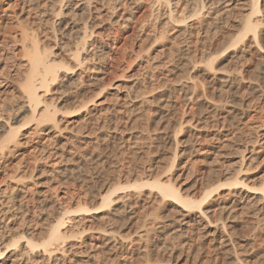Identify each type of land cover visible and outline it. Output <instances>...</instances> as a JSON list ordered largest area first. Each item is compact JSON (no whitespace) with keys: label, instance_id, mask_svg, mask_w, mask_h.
<instances>
[{"label":"rangeland","instance_id":"obj_1","mask_svg":"<svg viewBox=\"0 0 264 264\" xmlns=\"http://www.w3.org/2000/svg\"><path fill=\"white\" fill-rule=\"evenodd\" d=\"M75 1L76 2H82L83 1L87 5H88V1H90L89 3H91L93 1L91 3L92 5L89 4V7L91 6L93 11H94V7H95L94 5H96L97 7H101L102 5H103L102 7H104L106 5L107 8H109V10L106 7H104L105 11L108 10L106 13H105V11L103 12V14L105 13L104 18H106V16L108 15L107 13H110V10L113 8V5H114V3H112L113 2L112 0H108V1L103 0L104 2L102 0H92V1L86 0V2H85V0H74V1L72 0L69 3L70 6L68 5L67 7H65L63 9L64 10L63 12L69 13L71 10L70 8H72L71 6L75 3ZM95 1L96 2L102 1L101 3H103V4H101L99 2H97V3H99V4H97ZM153 1L152 0H136V1L135 0H123V1H120L121 7L118 9L119 11H116L115 16H118L119 14H120V16L121 15L123 16L125 14L124 17L128 16L130 18L129 21L127 20L128 23L126 21L122 22L121 20H119V16L113 17L114 19L110 17L109 20H108V18L110 15H108V18H106V19H104L102 17L103 19L100 22V24L98 25L97 29L96 28H94V29L96 32L100 33L98 36L101 37V39L104 40L102 42L107 45V46L105 45L106 51H110V53H108L109 57L107 56L105 59L106 61L104 60L105 65L103 62L101 64V62H99V61L95 62V60H93L91 58V54L93 52H95L96 49H93L88 45V48H87L88 52H86V56L88 57L89 60L87 63H85L86 66L82 69V72L81 71L77 72V74L80 72V75L82 78H79L78 76H77L78 78L76 76L73 77V79L76 78L75 82L73 81V79H72V81H69V83L71 82L72 85H70L71 84L70 83V84H65V86H63L62 83L60 84V82H59L58 83L59 85L56 84L57 86L56 85H53V87L51 86V88H49L51 91L49 90L50 92L49 91L47 92L46 99L50 105L52 104L56 108L58 118H62V123L60 124V126L64 130H62V132L59 133L60 135L58 133L47 132V131L44 133H39L38 136L36 138H34V140H33L34 143L32 141L29 142L28 144H26L22 148H20L15 154H12L11 156H9L7 158V160H5L6 163H4V164L7 165L6 172L8 173L10 179L8 178V175H7V177H6L7 179L5 180L4 184L3 185L0 184V202L1 201L4 202L6 200L5 203L7 202V205L9 206L8 208L10 210L6 209L5 207L1 208V206H0V216H1L0 219L2 220V221L0 220L1 221L0 222V231L2 230L4 232L3 229H5V227H6L7 231L11 230L9 237L4 241V243L1 245V248H0V249H2V252H4L3 256L1 258L2 259H8L7 262H5V264H27L26 260L22 259L23 257L20 256L22 253H24L26 251H32L33 250L34 252H36L39 255L42 254L43 249L39 245L47 240L48 227L54 225V223L51 221H52L53 212L57 209L56 203L55 204L53 203L55 205L54 206V205H51L52 203H48V201L45 202V199H46L45 193L46 192L47 193L50 192L49 194H51V195L53 194L52 198H54V200H57L59 198L58 200L63 202L64 199L63 200L61 199V197L63 195L62 193L64 191V188L68 189L70 191L69 194L71 197L69 196L70 199L68 198L67 200L69 201V203L71 200L72 203L68 204V201L67 202L64 201V203L66 202V204L63 203L62 205H65L64 207L68 208V210L71 209L70 211L77 209L78 206L83 207V206H85L84 204H87V203H88L87 205H90V203L92 201L91 198H93V196H95V195H92L94 193H92L90 191L91 192V194H90V192H88L87 190H85V191L88 193H84V189H83L84 187L77 184V183H80L83 185V183L77 182L74 179H79V177H80L79 180L82 181L83 175H85V177H86L88 174L90 175V173H91L90 177L95 176L97 173H99L101 175V172L105 173V171H108V169H107L108 166H109V169L111 170L115 163H117V165H119V166L121 164L122 165L124 164L123 166L125 167L126 172L124 173V177L121 179V181H117L118 180L117 178H119L117 176V175H119L118 173L115 174L117 177L115 175L113 176L114 180L112 179L111 182L113 181V183H115V184L112 183L114 185V187L116 186L117 182L118 183L121 182L120 184L117 183V186L120 185L121 187L123 185L128 186V184H132V183H134V181L136 182L137 179H138L137 182H139L140 181L139 179L142 178V176H141L142 172H144V173L145 172H147V173L151 172L153 175L152 178H155V179L158 177L163 178L165 175L169 174L168 170H169V167L171 165V160H172L171 154L174 152V150L176 148L180 152L179 153L180 156H179V158L176 159L177 161H175V165L173 167L172 173L175 175V181H176V184H178L177 187L179 189L180 195L183 198H188V199L194 198V199H196L197 198V194H196L197 190H200V188H202V186L204 188L206 185H209L212 181L218 179V177L221 175V173L225 174V176H223L222 181H220V183L224 184L226 182H231L232 179L235 178L234 176H236V178H238L241 182V184H239L236 187H230L231 189L227 186H222L221 190L220 189L218 190V192H219V193L217 192L218 196L214 197V200H213L214 202H212L211 205H209L210 208L208 209V212H207L208 221L210 222L209 225L206 224L205 219L200 218V215L198 214L197 211H193L192 214L189 215V217L181 216L180 215L181 212L178 213L179 211H181V208H179V204L177 205V203L173 202V201H168L169 203H167V201L161 202V204L163 203L162 206L164 208L160 205V202H159V205L158 204L156 205L158 207L160 206V208L157 207V209H153L154 207H152V209L146 207V208H148L146 210L145 207L144 208L142 207L143 209L141 207H138L137 208L138 211L135 210L137 214L135 213L136 215L133 216L132 219H130L131 223L133 222L134 225L136 224L135 225L136 228H138L139 226L142 227L143 226L142 224L148 225L149 222H152L153 218L156 219V222L159 223V225H162L164 223H165L164 225H167L164 227L163 231L155 232V235H154L155 237L153 236L151 238L154 241H152L148 246L150 248L149 249V251H150L149 255H145V253H143L145 249H143L142 247H141L142 248L141 249L139 246V248L137 247L139 250L137 248H134L133 251L130 252L129 256L125 257V260L123 257L120 258L121 260L120 259L115 260V259H112V257H110V255L108 253L95 255L96 252L98 253V250L96 251V250L92 249V250L88 251V250H85L84 248L80 247L81 249L80 248L74 249L75 250L74 253L76 256L75 255L72 256L74 253L71 252L69 254L71 257L68 255L66 257L67 259H65L63 262L61 259L59 260L57 258L58 261H56V264H109L110 262H111L110 264H145V263L147 264V262H149L148 264H212L214 262L213 260L215 259L213 257L214 256L213 245L215 246L218 243V242L211 243L213 236H215L217 238H219V237L223 238L225 236L229 237V239L231 240V243L236 245L237 248L239 247L237 249V251L239 252V255H240L239 257H240L241 262L239 261L238 264H264V89H263L264 80H262V78H263L262 72H264V67H262V65H264V63L263 62H262L263 64L261 63V61H263L261 59L264 58V54H262V53L260 54L258 52L256 53L252 49H246L245 50L246 52H244V54H243V53H240L239 51H236V50L233 51V49H234L233 47L231 48L232 50L229 48L226 51V57L223 59L222 63L220 64L222 66L219 65V67H222L223 70L222 69H220V70L225 71V68H226V74H227V71H228V73H229V71H232L229 73V74H232V78L235 74L241 75L240 73H242L243 75H241V78L242 79L245 78L244 80H246V81H243V83H245V84H241L242 86L239 85L240 86V88H239V86H236V83H235L236 81L233 79L232 80L230 79V81L233 84L231 82H229L230 84L226 83V88H222L223 89L222 94L220 91L214 92L217 96L214 95V93H212L214 96V98H212V99L214 100L216 97H218L217 99L220 101L219 103L222 107H223L222 102L226 101V103L224 102L225 108L223 107V111H222V107L220 105H219V109L214 111L213 114L210 111L209 112L207 111L208 113H211L212 115L207 114V112H206V110H210V109L206 108L204 105L201 106L203 103L200 101H202V99L205 98L202 94H201L202 95L201 98H200V96L198 97V99H197L198 101L196 100V98H197L196 96L194 97V100H193V99H191V97L193 98V96L190 95V99H191V100H189L190 102L187 99V97L189 98V96L185 97V95H183V94H185L184 93V90H185L184 89L185 88L184 83L188 79V76H190L189 78L191 79L195 73L194 69L192 68L193 59L190 57H189L190 59H188V61L190 60L192 62V64H191L192 66L190 65L191 66L190 67L189 65L188 66L183 65L184 67L186 66L187 70L183 69L184 68L183 66H180V68L181 67H183V68H181L180 71L178 70L179 72L178 73L176 72L177 73L176 75L174 73L173 74V76L175 75L174 77L172 76V74L169 75V77L172 79H170L169 77L166 78L164 76V74H166L165 72L162 75L160 73L156 72L157 77H159L158 79H156L158 81H156L155 79L154 80L152 79V82H151L148 79L149 82L146 83L147 84L146 86L143 84H140V83H135V79L137 77L138 78H139V76L142 77V75L145 74V72H142L143 70L145 71V69L142 68V69H140L141 71L139 70V72H138L139 75H137L136 77H133L135 79H132V81L128 85H125V88H123L124 85L123 86L120 85L122 89L119 87V89H118L119 91L115 90L116 92H114V89H113L114 85H118L122 81L121 75H123V73H125L126 70L128 71L130 69V67L132 69V68H134L135 65L137 66V63L139 62V60H138L139 58L137 57L138 59H135L134 56H137L136 52L141 51V50L144 51L145 48H148L149 45H148V42H146L147 40H145V39H147L145 34H147V33L149 34V31L151 33V31H153V30L155 31L158 29H159V32H160V30L161 31H164V30L167 31L168 30L167 34L165 33L166 31L164 32L165 34L163 32L160 33L161 35L159 34V32L157 33V31H156V34H158L159 37H163L162 36L163 34L165 36L170 35L172 37V38L170 36L166 37V40L169 38L168 39L169 42L168 41L165 42L166 40L164 41L165 36L162 38L163 40L158 38V40H156L157 43H155L156 45H154V46L152 45L153 46L152 48H154L155 50L152 49V51H150L151 49H149V52H151L150 55L153 59L152 60L150 57V61L154 62L153 64H157L159 60H160V62L158 64H160L161 61L163 62L165 60V58H166V60L164 62L168 63L167 61L170 60V58L168 56L169 53H170V56L173 55L175 57L173 59H176L177 57L180 56L178 54H181V53H182V55L184 54L185 46H190L192 44V38L191 37H188V35L186 36V34L182 35L183 33L181 34V33L177 32L176 29H179L177 27L178 25L176 26L175 24H170V25L168 24L170 27L167 25L163 26L164 25L163 21H165L164 15H162L163 11L160 12L159 11L160 8L159 7L157 8V4H154L155 2H153ZM167 1H169V3L172 5H174V4L177 5V3H179V5H181V6L183 5L182 7L187 6V13H186L185 17L186 16L188 17L189 15L194 14V10L192 11V9H195V5H193L194 0H192L193 2H191V0L190 1L189 0H167ZM243 1L244 0H242L241 3H239L237 1L238 2L237 3L235 0H231V3L233 2L235 4L234 9L237 8L236 5L238 4L237 6L240 8L239 10H241V14H242V11L245 12V10L247 8L245 6V3L242 4ZM51 2L53 3L55 1L54 0H52V1L51 0H34V1L33 0H29V1L28 0H0V82H1V85H0V115H6L7 116V114H11V113H9V108L14 105L13 103L18 102L19 97H21V95L19 94L20 93L19 92L20 83H21V81L23 82L24 76L28 71V64L26 63L27 59L25 57V50L23 49V46L25 47V49H26V47H28L26 50H28L30 48L29 47L30 40H31L33 34L34 35L38 34V36H39V37L37 36V39L39 41L38 44L41 46V48H43V49L47 48L48 50L53 52V54L55 55L57 63H59V64L63 63V65L67 64V66L70 65L69 64L70 63L69 58H68L69 49H73L75 47V45L77 44L76 43L77 42V40H76L77 31L76 30L78 28H75V29L72 28L73 31L70 30L69 28L75 24H76L75 25L76 27H77V25H78V27H80L82 24L86 23L88 15L90 16V14H89V11L87 10V12H86L85 9H84L85 13H83V10H77V11L72 10L73 13L71 14V16L69 15L70 16L69 18L68 17L65 18L66 21L63 20V22H61V25L58 26V29H57V27L55 28L52 25L50 27L49 22L53 19L52 17L54 16L52 14L53 13L52 11L57 10V8H58L57 7L58 3H55L53 6L51 4ZM180 2L181 3L184 2V3L180 4ZM129 3L131 5H134V6H130V8L128 9L126 7V5H128ZM233 3H232V7L234 6ZM40 4H42V5H40ZM37 5L39 7L41 6L42 8L37 7ZM241 5L242 6L244 5V7H242ZM43 6L44 7L46 6L45 9H47V11H46V14L43 13L44 17L42 18V17H40V15H42L41 11L43 10ZM51 7H53V8L51 9ZM38 9L40 10V14H39ZM239 10L238 9H237V11L233 10V15H237L238 19L240 18L239 15H241V14H239L240 12L238 13ZM234 11H235V14H234ZM55 12H57V11H55ZM153 12H155V13H153ZM75 13H77V14L75 15ZM92 13L94 14V12H92ZM111 13H112V10H111ZM246 13L247 12H245V14ZM160 14L162 15V17ZM182 14H184V13H181V15ZM233 15H229L226 18V20L230 16L234 17ZM72 16H75V17H73L74 19H71ZM46 17L49 18L50 21L48 19H45ZM156 17H157V19H156ZM231 17L228 20L229 23H227L228 21H226V32H227L226 35L229 33V30H230L229 28H231L232 25L234 26V24H235L234 21H237V20H235V17L234 18H231ZM38 18L43 19L45 22H40L41 23V25H40V23H38V20H39ZM117 19L119 20L118 21L119 24L114 21V20L117 21ZM191 19L193 20V18H191ZM191 19H187L188 21L185 22V24L187 23L186 27H188L189 25L191 26V24H192V23L190 24V22L192 21ZM72 20L75 22H78V23H75ZM112 20L114 21L113 22L114 24L112 23ZM52 21H51V23H52ZM91 22L89 21L87 23L89 25H91L92 24ZM45 23H47V24H45ZM96 23H98V22L96 21ZM122 23H123V25L121 26ZM161 24L163 26V29L157 28V27H161V26H158ZM69 25H71V26H69ZM154 25H156L157 27ZM171 25H172V27H171ZM150 26L154 29H152ZM164 27H167L168 29H166ZM51 28H54L53 31H55V32H53ZM74 30L76 31V34H75ZM71 31L73 33H71ZM172 33L175 34V36L177 35L176 36L177 41H178V37L181 36V37H179L180 42H177L175 40L176 38ZM24 34H27V36L25 37ZM230 34L232 35L233 33L231 32ZM231 35H229V36H231ZM235 35L236 34H234L233 36H235ZM44 37H47L48 39L44 40ZM183 37H187V38H183ZM231 38L233 39L234 37H231ZM172 39H174V40H172ZM181 39H183L184 41L183 40L181 41ZM160 40H161V42H160ZM186 40H189V41H186ZM158 41L160 43L164 42L163 43L164 48L165 47L168 48L169 45L172 44V41H174L175 43L177 42V44H179L180 46L175 44V43H173L172 46L176 45V47L178 46L177 47L178 49H181L182 47H183V49L181 50V52L179 50V53H178V51L175 50L177 55L174 54V52H175L174 50H171L169 48L163 49L162 52H165L166 54H168L167 55L169 58V60H168V58L165 56L166 54H163L160 51L161 48L158 49L159 48ZM90 42L91 41H89V43ZM182 42H183V44L181 45ZM146 43H147V45H146ZM187 43H189V44H187ZM263 43H264V40L260 45L262 46ZM143 44H145L146 47ZM50 47H51V49H50ZM141 47L142 48L145 47V48L140 49ZM262 47H264V46H262ZM166 49H167V51H166ZM158 50L160 51V54H159ZM168 50H169V52H168ZM247 50H248V52H247ZM171 51H173V54H171ZM231 52H233V53H231ZM238 52L240 53V55H238L239 54ZM140 53H142V51ZM234 53H236V54L232 55ZM254 53H255V55L253 56ZM160 55H162V56L160 57ZM247 56H248V59H247ZM234 57H238V59L234 58ZM160 58H162V60ZM243 58H245V59H243ZM173 59H171V60H173ZM136 60H137V62H136ZM232 60H233V62H232ZM100 64L103 65L105 68L107 67L106 69H109L108 70L109 72L107 73L108 74L107 75V79H108L107 84L109 85L111 83L112 86L110 85V87L112 89L110 87H107L106 88L107 92L105 90L103 91L104 93L101 92V95H103V96H101L97 90L95 91V93L93 91H92L93 93L92 92L88 93L90 95L91 94L95 95L97 93L96 97L94 99L95 104L90 106V109L92 110V112L94 111L93 113L97 114V116H98V117L96 116V118L99 120L98 121V123H99L98 128L99 129H98V128H96V126L93 128V126H94V124H92L93 121H91L92 123L90 121L86 122L89 125L84 124V121L82 122V119H83L82 115H84V114H82L80 116L76 115V117L75 116L72 117L74 114L73 115H67L65 113H66V111H68V112L72 111L75 108V105L77 106V101H79V100L83 101L84 99L87 98L88 95H86L87 93L84 94L85 91L83 92V89H84L83 87H85L84 85H86V83L90 82V80L93 77V74H96L95 70H96V68L101 66ZM167 66H169V65H167ZM86 67L89 68L90 70L86 69ZM90 67H92V68H90ZM94 67H95V70H94ZM258 68L260 70L262 68L263 69L259 72ZM84 69H85V71H84ZM183 70H184V72H183ZM140 72L144 73V74L140 75L141 74ZM180 72H182V73H180ZM109 74H110V76H109ZM252 74H253V77H252ZM82 75H84V76H82ZM254 75H256V76H254ZM117 76H119V77L117 78ZM261 76H262V78H261ZM120 77H121V79H120ZM163 77H165V79ZM251 77H252V80L254 81L255 84L251 80ZM161 78H163L162 81L165 80V82H167L170 86H173V88H175L174 90L172 88L173 91L170 90L171 93L170 92L166 93L165 94L166 96L165 95L159 96V94L161 93V90L163 88H165L167 85V84H165V82L162 83L161 81H159V80H161ZM241 78L239 76V79H241ZM109 79L111 82H109ZM166 79L167 80L170 79V82H172L171 80H173L174 83L172 82V84H171L168 82L169 80L166 81ZM248 80H251L252 82H249ZM154 81H156V82H154ZM175 81L177 82L176 85L178 84L177 86L175 85ZM256 81H258V84L256 83ZM153 82H154V85H152ZM157 82H158V84H157ZM180 82L181 83L184 82L183 85ZM2 83H3V85H2ZM155 83L158 86H159V83L161 84V86H163L164 84L165 85L163 87L159 86L162 89L157 87L156 89H158V88L159 89H158V91H156V90H154L155 86H157ZM248 83L250 86H248ZM133 84H134V87H133ZM136 84L138 85V87H140L139 89H137L138 87L136 86ZM179 84L183 87H181ZM61 85L63 87H60ZM149 85H150V88L148 87ZM169 85H167V86H169ZM126 86H127V88H126ZM128 86H130L131 90H130V88L128 89ZM66 87H67V89H66ZM135 87L138 91L137 93H136V90H133V89H135ZM152 87H154V89ZM178 87H181L182 91L179 90L181 88H178ZM234 87H236V88H234ZM254 87L256 88V91H255ZM145 88L147 90L143 91ZM151 88H152L153 94L156 96H154L153 94L148 96L149 97V104H151V105L153 104V106H154V104H155L154 102H158L161 104H162V102H164L163 104L165 106L163 105V107L164 108L166 107V108L162 109L163 112H162V110H160V112L158 110H154V109H152V107H150L151 105L146 104V106L143 109H145V110L150 109V110L148 112L146 111L144 113L145 110L141 109L142 106L137 105V102H138V104H140V96H143V94H144V96H146V91L148 92V90ZM257 88H259V89L257 90ZM250 89L253 91H251ZM108 90H110V91H108ZM139 90L143 91L144 93H141ZM152 91L149 90V92H151V93H152ZM154 91H156L157 93ZM178 91H180V92H178ZM249 91L253 92V93H250ZM82 92L84 95L82 94ZM129 92L130 93L133 92L132 95L134 94L133 98L135 101L132 99V95L130 96ZM225 92H226V94H225ZM260 92H262V93H260ZM113 93H115L116 95ZM125 93L126 94L129 93V96H127ZM117 94L120 96V99L117 96ZM135 94L136 95L138 94L137 96H139V98L135 99V97H136ZM169 94H171V95L173 94V95L169 96ZM212 94H209V96L207 98H211ZM147 95H148V93H147ZM74 97H76V98H74ZM123 97L126 98L127 101L125 99H123ZM127 97H128V99H127ZM219 97L223 101L220 100ZM129 98H131L133 102L130 101L131 99L129 100ZM158 98L159 99L163 98V99L159 100ZM164 98L166 100H164ZM199 98L201 100H199ZM104 99H105V101H104ZM154 99H155V101H154ZM156 99H157V101H156ZM217 99H216V101H218ZM121 100H123V103ZM167 100H169V101L167 102ZM186 100L188 102H186ZM207 100H210V99H207ZM116 101L118 102L117 104H116ZM150 101H151V103H150ZM152 101H153V103H152ZM113 103H114V105H113ZM121 103L124 105L123 108L120 107V106H122ZM195 103H196V106L199 108L198 110H196L197 112L195 111V109H197L195 106ZM134 104H136L137 107H141V108H137ZM168 104H169V106L167 107ZM125 105H127V107H125ZM132 105L134 106L135 110H134ZM128 106H131L132 108H130V107L128 108ZM237 106H239L240 109H238ZM112 107H113V109H112ZM230 107H232V108H230ZM236 107H237V110H236ZM114 108H115V110H114ZM126 108H128L129 110ZM220 108H221V110H220ZM117 109H119V110L122 109V110H125L124 112H127V111L128 112L127 113H124V112L121 113L122 114V116H121L120 115L121 110L119 111ZM139 109H141L143 112L140 111ZM201 109H202V111L198 112ZM131 110H133L132 111L133 113L131 112ZM219 110L222 112H220ZM240 110H242V111H240ZM243 110L245 111V113ZM117 111H118V113H117ZM231 111H233V112H231ZM237 111L240 113L241 112L244 113L243 116H240V118L242 117L241 119L237 115V113H238ZM149 112H150V114L148 115L147 113H149ZM153 112H154V114L155 113L158 114L156 119H158L159 117L161 119L159 118L160 120L155 119L154 121H150L149 119L152 116H154ZM158 112L160 114H162V116H159L160 114ZM202 112H205V113H202ZM215 112H216V115L220 113L219 115H217V116H219L218 118H216L217 116L215 115ZM130 113H132V114H130ZM142 113L146 114V116ZM151 113H152V116H150ZM193 113H195L194 116H193ZM197 113H202L203 115L202 114L199 115ZM233 113H235V114H233ZM183 114H186L185 116H188V117H186V118H188L187 120H189V118H190V120L192 119V121H190L189 124H187V125L185 124L189 129L188 130L189 132L187 131V133L185 132V134H183L182 131L180 132V129L182 126L180 125L181 127H179V125H178L180 122L178 120L180 119V117H183ZM205 114H206V116H205ZM209 115H211V116H209ZM235 115H237V116H235ZM105 116H106V118H104ZM108 116H110V118H108ZM142 116H144L146 118H143ZM201 116H203V117H201ZM213 116H214V118H213ZM140 117H142L143 119H140ZM107 118L109 120H107ZM202 118H203V120H202ZM232 118H234V119H232ZM23 119H25V118H23ZM135 119L137 121H135ZM146 119H148V120H146ZM80 120H81V122H80ZM195 120H197L198 123H196ZM64 121H66L68 124L66 125V122L63 123ZM147 121H149L148 124H147ZM155 121H157V122L155 123ZM72 122H74L75 124ZM76 123H77V125H76ZM151 123L153 125H149ZM194 123H195V125H194ZM84 125H85V127H84ZM185 125H183V127ZM191 125H192V127H190ZM65 126H67V127H65ZM101 126H102V130L100 128ZM122 126H123V128H122ZM14 127L19 129V134H21V133L23 134L26 132H30V130L33 128V123H27L25 120H22V122L15 123ZM82 127H84L85 130ZM178 128H180V129H178ZM79 129L80 130L83 129V130L80 131ZM95 129H96V131H94ZM119 129L121 131L122 130L124 131V135L127 134V137H131L130 140L126 143L125 148H124V146L119 145L120 142L117 139H114V138L113 139L112 138L107 139L108 136L109 137L112 136L111 134L113 131L118 132V131H120ZM125 129L127 130L126 132H125ZM177 129L179 130V132L177 131ZM66 130H68V131H66ZM70 130H71V132H69ZM72 130L73 131L75 130L74 132L77 134L72 132ZM89 130H91V131H89ZM190 130H191V132H190ZM78 131L80 132L81 135L79 134ZM100 131H102L104 134ZM84 132L85 133L89 132V133L93 134V136L92 135L90 136V134H89L90 138H95V135H98V136H96L97 138H99V136H100L101 139L99 138L97 140H101L102 146H100V148L98 147L99 150L95 149L94 153L97 155L103 154L101 157H107L108 158L105 163H102L104 165V167L100 166L101 163L98 160H95L96 158H94L93 161H89L90 166L88 165V162H87V164L85 165L86 169H84L83 170L84 172H83L81 169H83L85 167H82L81 164H77L76 166H73V165H71V164H73V162L68 160L67 156L69 158H71V155L78 156V154H80V152H82L81 146H83V145L81 144V142L84 139L83 136L86 135ZM130 132H132V134ZM177 132L179 133V135H177L178 138L176 137ZM108 134H110V135H108ZM133 134H134V136H133ZM103 135H105V136H103ZM106 135H107V137H106ZM185 135H187V136H185ZM172 136H175L174 139L176 138V140H177L176 143H178V144H175V140L173 139ZM186 137H188V138L186 139ZM163 138H165V139H163ZM169 138H171V139H169ZM104 139L105 140L107 139V140L105 142H103ZM161 139H162V141H161ZM172 139L174 140V143H173ZM38 140H39V142H38ZM80 140H81V142H80ZM109 140H111V141H109ZM93 141H94V139H93ZM115 141H117V143ZM159 142H160V144H158ZM196 142H197V144H196ZM65 143H67V144H65ZM105 143H106V145L109 143L110 147L108 145L106 146ZM191 143H193V144H191ZM103 144H104V146H103ZM113 144L115 145V147H111V145L113 146ZM38 145L44 146L45 151L42 152V151H39L37 149L34 151L33 148L35 146L37 147ZM65 147H66V149H63ZM102 148H103V150H101ZM68 149H70V150H68ZM93 149H94V144L90 146V148H89L90 152ZM104 149H106V150H104ZM134 151H135V153H134ZM65 152H66V154H65ZM67 152H72V154L71 153L68 154ZM73 153H75V155ZM48 154H50V155L47 157ZM104 155H106V156H104ZM108 155L112 159L109 158ZM241 156L243 157V162L241 161L242 163H240ZM45 157H47V158L45 159ZM115 157H116V160H115ZM34 159H37V160L34 162ZM126 159H127V161H126ZM110 160L112 163L110 162ZM69 161L71 163H69ZM108 161H109V164H108ZM114 161H115V163H114ZM117 161L119 162V164ZM66 162H68V163H66ZM92 163H93V166L91 165ZM96 163H98V164H96ZM1 164H2V162H0V166H1ZM96 165H97V167H96ZM87 166H89V167L92 166L93 167V168L91 167L92 171ZM94 166H95V168H94ZM68 167H70V168H68ZM74 167L76 168V170ZM101 167H102V169H101ZM105 167H106V169H105ZM23 168L28 170L27 172L25 171L26 175L29 174L28 176H30V175L34 176L32 179V180H34V183L32 180L27 181L28 179L26 178V176L20 172H18L20 174L18 175V177L15 178V180H11V177L13 178L16 175L13 172L14 171L17 172V169L20 171ZM103 168L105 169V171ZM55 169H57L58 171L57 170L55 171ZM70 169H71V171H70ZM88 169H89V171H88ZM52 170H53V172H51ZM72 170H73V172H72ZM77 170H79V172L82 171L80 173L81 174L83 173V174L81 175ZM85 170H86V172H88V174H84V173H86ZM31 171H32V173H31ZM60 171H62L64 175H62V172L60 173ZM127 172L129 174H132L134 176V178H132L131 180L128 181L126 176H128L129 174ZM72 173H73V175L75 173V176L77 175L76 176L77 178L72 176L71 175ZM77 173H79V174H77ZM56 174H57V176H56ZM218 174H219V176H218ZM237 174H239V175L237 176ZM68 175H69V178L66 177ZM0 176H2V175H0ZM23 176H25V178L27 180H23ZM58 176H60V178H58ZM135 176H136V179H135ZM216 176H218V177L216 178ZM188 177H190V178H188ZM18 178H20L19 180L25 181V183H23L20 186H17L18 184L16 181ZM207 182H208V184H207ZM10 187H15V190L14 191L11 190ZM26 187H29L30 189L28 188V190H27ZM129 191L125 190L124 192H129ZM24 192L26 193L25 196H23ZM12 197H14V198H12ZM15 197H16V199H15ZM21 197H23V198L26 197V198L23 199ZM7 198H9V199H7ZM11 198H12V200H11ZM8 202L9 203L11 202L10 205ZM76 203L78 205H76ZM249 203L250 204L252 203V205H249ZM253 203H255V204L253 205ZM67 204H68V206H67ZM247 205H248V207H247ZM70 206H71V208H70ZM206 207L207 206L202 207L203 210ZM4 209H6V210H4ZM3 210L5 212H8V213L5 214V212H4V214H2ZM7 210H9V211H7ZM101 215L102 214H100V216ZM156 215L159 217L155 218ZM3 217H5V218H3ZM154 219H153V221L155 223ZM157 219H159V220L157 221ZM65 220H68L67 217L63 221H65ZM160 220H161V222H159ZM174 220H176V221H174ZM125 221H129V220H125ZM68 222L69 221H65V225L68 224ZM152 223H150V224H152ZM107 224H109V223H107ZM120 224H122V223H120ZM91 225H92V227H95V228L103 226V224L97 220L96 221L94 220ZM166 227H168V228H166ZM214 229H216L217 235L214 234ZM159 230H161V229H159ZM171 230H174L175 233L173 232V234H172ZM5 232H6V230H5ZM163 232H165V233H163ZM124 234H127V231L126 232L124 231ZM160 235H162V236H160ZM87 237H88V235L83 236L82 239L80 238L81 239L80 241H85V240L87 241L88 240ZM156 239H157V241H156ZM26 240H31L33 243L37 244V247H34L32 250H30L29 248H25ZM68 240H70V238L66 240V243L68 242ZM70 242H71V244L75 243V241H73V242L69 241L68 245H70ZM76 242H78V241L76 240ZM154 243H155V245H154ZM151 244L153 245V247L157 248V251H155V249L152 247ZM62 245H65V244H62ZM79 249H80V252H79ZM152 249H153V252H155V253L152 252ZM142 250H143V252H142ZM149 251H148V253H149ZM229 252H231V251H229ZM226 253L227 254H225V253L220 254L221 256L219 258V263L220 264H230V261H231V264H234L232 262L233 259L232 260L228 259V258H230V256L228 255V252H226ZM99 255H101V256H99ZM224 255H226L225 257H227V258H225ZM148 256H149V258H148ZM106 259H107V262H106ZM108 259H112V260L109 261Z\"/></svg>","mask_w":264,"mask_h":264},{"label":"bare ground","instance_id":"obj_2","mask_svg":"<svg viewBox=\"0 0 264 264\" xmlns=\"http://www.w3.org/2000/svg\"><path fill=\"white\" fill-rule=\"evenodd\" d=\"M29 1V0H28ZM34 1V0H33ZM52 1V0H51ZM55 2H51V4L54 6V4L55 3H58V8H57V10H53L52 12V14L54 15H52L53 17V21H52V23H51V21H50V19L49 18H45V19H48L50 22H49V24H50V27H51V25L53 26V27H57V29H58V26L59 25H61V22H63V20H65L66 21V19L65 18H69L70 16H71V14L73 13L72 12V10L74 11H77V10H83V13H85L84 12V9L86 10V12H87V10L89 11V14H90V16L88 15V18H87V21H86V23H84V24H82L80 27H78V25H77V27L75 26V25H73V26H71V25H69V26H71L69 29L70 30H72V28L73 29H75V28H78L76 31H77V35H76V40H77V44L75 45V47L73 48V49H69V54H68V58H69V66H67V64H65V65H63V63L62 64H59V63H57L56 62V58H55V55L53 54V52H51L50 50H48L47 48L46 49H43V48H41V46L38 44L39 43V41H38V39H37V36H38V34H33L32 35V38H31V40H30V45H29V49L28 50H26L28 47H26V49H25V47L23 46V49L25 50V57H26V59H27V64H28V71H27V73L25 74V76H24V79H23V82L21 81V83H20V87H19V94L21 95V97H19V101L18 102H16V103H13L14 105L13 106H11L10 108H9V113H11V114H7V116L6 115H0V162H2V164H1V166H0V175H2V176H0V184H4V182H5V180L7 179L6 177H7V175H8V173L6 172V167H7V165H5L4 163H6V161L5 160H7V158L9 157V156H11L12 154H15L20 148H22L24 145H26V144H28L29 142H33V140H34V138H36L37 136H38V134L39 133H44V132H53V133H61L62 132V130H64L63 128H61V126H60V124L62 123V118H58V115H57V110H56V108L54 107V105H50L49 104V102L47 101V99H46V97H47V92L50 90L49 88H51V86L53 87V85H56V84H58L59 82H60V84L62 83V85L63 86H65V84H70L69 83V81H72V79H73V77H79V78H82L81 77V75H80V72L77 74V72L78 71H81L82 72V69L86 66L85 65V63H87L88 62V57L86 56V52H88L87 51V48H88V45L91 47V48H93V49H96L95 50V52H93L92 54H91V58L93 59V60H95V62L96 61H99V62H101V64H102V62L104 63L106 60V57L109 55L108 53H110V51H106V44H104L102 41H104V40H102L101 39V37H99L98 35L100 34V33H98V32H96L95 31V29L94 28H96L97 29V27H98V25L100 24V22L102 21V19L104 18V14L109 10V8H107V6L105 5L104 7H106L108 10H104V7H97L96 5H94L95 7H94V11L92 10V8H91V6L89 7V4L90 5H92L91 3L93 2L92 0V2L91 3H89L90 1H88V5L86 4V3H84L83 1L82 2H76L75 1V3L71 6L72 8H70L71 10H70V12L69 13H65V12H63L64 10V8L65 7H67L68 5H69V3L72 1V0H54ZM74 1V0H73ZM103 1V0H102ZM101 1V2H102ZM105 1V0H104ZM103 1V2H104ZM108 1V0H107ZM113 2L112 3H114V5H113V8L111 9L112 10V13H111V10H110V13H107L108 15H110L109 16V18H108V15L106 16V18H108V20L110 19V17L111 18H113V17H118L119 16V20H121L122 22H127V20L129 21L130 20V18L128 17V16H126V17H124V15L121 17L120 16V14L118 15V16H115V14H116V11H119L118 9L121 7L120 6V1H123V0H112ZM136 1V0H135ZM153 1V0H152ZM190 1V0H189ZM236 2L238 1L239 3H241V1L242 0H235ZM85 2H86V0H85ZM96 2V1H95ZM94 2V3H95ZM97 2H99V1H97ZM96 2V3H97ZM101 2H99V3H101ZM139 2V1H138ZM153 2H155L154 4H157V8L159 7L160 8V12L161 11H163L161 14L162 15H164V20L165 21H163V23H164V25L163 26H165V25H167V26H169L170 24H175L179 29H176L177 30V32L178 33H183L182 35H184V34H186V36L188 35V37H191L192 38V44L190 45V46H185V49H184V56L182 55V53L181 54H178V55H180L179 57H177L176 59H173V58H175L173 55L172 56H170V53H169V55L168 54H166L165 52H162L163 51V49H165V48H167V47H165L164 48V42L163 43H160L161 42V40H160V42L158 41V43H159V48L158 49H160L161 48V52L163 53V54H166L165 56L168 58V56H169V58H170V60H169V58H168V60L169 61H167L168 63H165L164 61L166 60V58H165V60L162 62L161 61V63L160 64H158L159 62H160V60L158 61V63L157 64H153L154 62H152V61H150V57H151V52H149V49H151L150 51H152V49H154V48H152L154 45H156L155 43H157V41L156 40H158V38L159 39H162L165 35V33L167 34V31L166 30H164V31H161L160 30V32H159V29L158 30H153V31H151V33H150V31H149V34L147 33V34H145V36L147 37V39H145V40H147L146 42H148V48H145L146 46H145V44H143L145 47H141L140 49H144L145 48V50L143 51V50H141L142 51V53H140L141 51H138V52H136V54H137V56H134L135 57V59H138L139 60V62L137 63V66L135 67L134 66V68H132L131 69V67H130V69L127 71L126 70V72L125 73H123V75H121V77H122V79H121V77H120V79L122 80L118 85H114V87H113V89H114V92H116V91H119L118 89H119V87L121 88V86L120 85H124L123 86V88H125V85H128L131 81H132V79H135V78H133V77H136L137 75H139L138 74V72H139V70L140 69H142V68H144L145 69V71L143 70L142 72H145V74L144 73H141L140 75H142V74H144V75H142V77L141 76H139V78L137 77L136 79H135V83H140V84H143V85H147L146 83L147 82H149V81H151L152 82V79L154 80H156V79H158L159 77H157V75H156V72L157 73H160L161 75L165 72L166 74H164V76L167 78V77H169V75H171L172 74V76H173V74L175 73V75L181 70V68H183L184 66L183 65H191L192 64V62L189 60L188 61V59H190V58H192L193 59V66L195 67H193L192 65V68L194 69V71H195V73H194V76L190 79L189 77L190 76H188V79L186 80V82L184 83V82H180L182 85H183V83L185 84L184 85V93L185 94H183V95H185V97H187V96H189V98L187 97V99H188V101L189 100H191V99H193L194 100V97L196 96L197 98H196V100L198 99V97L200 96V98L202 97V95L205 97L204 99H202V101H200V102H202L203 104L201 105V106H205L206 108H208V109H210V110H206V112L208 111H210L212 114H213V112L214 111H216V110H218L219 109V105H220V101L217 99L218 97H216L214 100L212 99V98H214V96H213V94L212 93H214V92H218V91H220L221 92V94H222V92H223V89L222 88H226V83H229V82H231L230 81V79L232 80H235L236 82V86H239V85H241V84H245V83H243V81H246V80H244V79H242L241 78V75H243L242 73H240L241 75H239V74H233L234 76H233V78H232V74H229L230 72H232V71H229V73H228V71H227V74H226V68H225V71H222L223 69H222V67H219V65L222 63V61H223V59L226 57V51L230 48H234L233 49V51H239L240 53H243L244 54V52H246L245 50L246 49H252V50H254L256 53L258 52V53H262V54H264V47H262V46H264L263 44H262V46L260 45L262 42H263V40H264V0H244L243 1V3L242 4H244L245 3V6L247 7L246 8V10H245V12H247L246 14H245V12L244 11H242V14H241V10H239L240 8L236 5V9H234V7H235V4H234V6L232 7V3H231V0H194V3H193V5H195V9H192V11L194 10V14H192V15H189L188 17L186 16L185 17V15H186V13H187V6H184V7H182L181 5H179V3H177V5H172V4H170L169 3V1H167V0H154ZM191 2H193L192 0H191ZM237 2V3H238ZM99 3H97V4H99ZM109 3V2H108ZM124 3V2H123ZM184 3V2H183ZM183 3H181L180 2V4H183ZM30 4V3H29ZM47 4V3H46ZM101 4H103V3H101ZM107 4V3H106ZM10 5V4H9ZM40 5H42V4H40ZM108 5V4H107ZM111 5V4H110ZM124 5V4H123ZM126 5V4H125ZM240 5V4H239ZM13 6V5H12ZM70 6V5H69ZM130 6H134V5H131L130 3L128 4V5H126V7L129 9L130 8ZM149 6V5H148ZM242 6V5H241ZM9 7V6H8ZM37 7H39L38 5H37ZM36 7V8H37ZM41 7V6H40ZM39 7V8H40ZM46 7V6H45ZM45 7L43 6V10L41 11L42 12V15H40V17H44V15H43V13H45L46 14V11H47V9H45ZM109 7V6H108ZM111 7V6H110ZM242 7H244V5L242 6ZM42 8V7H41ZM48 8V7H47ZM53 7H51V9H52ZM190 8V7H189ZM8 9V8H7ZM6 9V10H7ZM237 9L239 10L238 11V13L239 14H241V15H239V19H238V16L237 15H233V10H236L237 11ZM39 10V9H38ZM158 10V9H157ZM189 10V9H188ZM244 10V9H243ZM4 11V10H3ZM55 11H57V12H55ZM69 11V10H68ZM105 11V13L103 14V12ZM191 11V12H192ZM49 12V11H48ZM92 12H94V14L92 13ZM158 12V11H157ZM190 12V11H189ZM244 12V13H243ZM51 13V12H50ZM92 13V14H91ZM153 13H155V12H153ZM180 13V14H179ZM181 13H184V14H182L181 15ZM237 13V12H236ZM237 13V14H238ZM39 14H40V10H39ZM77 13H75V15H76ZM118 14V13H117ZM123 14V13H122ZM160 14V15H161ZM189 14V13H188ZM234 14H235V11H234ZM4 15V14H3ZM51 15V14H50ZM70 15V16H69ZM74 15V14H73ZM128 15V14H127ZM162 15H161V17H162ZM181 15V16H180ZM229 15H233L234 17H235V20H237V21H234L235 22V24H234V26L232 25L231 26V28H229L230 30H229V35H231L230 33L232 32L233 34L231 35V36H229L228 34L226 35V21H228L229 19H230V17L226 20V18L229 16ZM180 16V17H179ZM183 16V17H182ZM73 17H75V16H72V18L71 19H74ZM103 17V18H102ZM182 17V18H181ZM234 17H231V18H234ZM106 18H104V19H106ZM132 18V17H131ZM180 18V19H179ZM191 18H193V20L191 19ZM237 18V19H236ZM39 19V18H38ZM90 19V20H89ZM114 19V18H113ZM156 19H157V17H156ZM162 19V18H161ZM187 19H191L192 21L190 22V24H191V26L189 25L188 27H186V24H185V22L186 21H188ZM37 20V19H36ZM43 19H39L38 20V23H40V22H45L44 20L42 21ZM68 20V19H67ZM92 23L91 25H89L87 22H89V21ZM118 19H117V21L116 20H114L115 22H117L118 23V21H119ZM70 21V20H69ZM73 21V20H72ZM96 21L98 22V23H96ZM104 21V20H103ZM113 20H112V23L114 22ZM151 21V20H150ZM154 21V20H153ZM47 22V21H46ZM71 22V21H70ZM73 22H75V21H73ZM48 23V22H47ZM47 23H45V24H47ZM66 23V22H65ZM69 23V22H68ZM75 23H78V22H75ZM103 23V22H102ZM111 23V24H112ZM128 23V22H127ZM227 23H229V21L227 22ZM67 24V23H66ZM70 24V23H69ZM114 24V23H113ZM112 24V25H113ZM119 24V23H118ZM126 24V23H125ZM160 24V23H159ZM169 24V25H168ZM40 25H41V23H40ZM80 25V24H79ZM123 25V23L121 24V26ZM143 26V25H142ZM154 26H156V25H154ZM158 26H161V27H157V28H162L163 29V26H162V24L161 25H158ZM228 26V25H227ZM68 27V26H67ZM113 27V26H112ZM151 27V26H150ZM155 27V28H156ZM170 27V26H169ZM171 27H172V25H171ZM175 27V26H174ZM173 27V28H174ZM44 28V27H43ZM152 28V27H151ZM156 28V29H157ZM164 28H166V29H168L167 27H164ZM52 29V31L54 30V28H51ZM60 29V28H59ZM152 29H154V28H152ZM39 30V29H38ZM151 30V29H150ZM30 31V30H29ZM57 31V30H56ZM73 31V30H72ZM71 31V33H73ZM75 31V30H74ZM76 31H75V34H76ZM148 31V30H147ZM156 31H157V33L159 32V34L160 33H164L165 31V33L162 35L163 37H159L158 36V34H156ZM53 32H55V31H53ZM70 32V31H69ZM174 32V31H173ZM39 33V32H38ZM45 33V32H44ZM173 34V33H172ZM234 34H236L235 36H233ZM43 35V34H42ZM64 35V34H63ZM108 35V34H107ZM161 35V34H160ZM174 36H175V34H173ZM24 36L26 37L27 36V34H24ZM50 36V35H49ZM48 36V37H49ZM101 36V35H100ZM168 36V35H167ZM167 36H165L164 38V41L166 40V37ZM170 36V35H169ZM168 36V37H169ZM173 36V37H174ZM177 36V35H176ZM176 36H175V38H176ZM39 37V36H38ZM56 37V36H55ZM145 37V38H146ZM171 37V36H170ZM179 37H181V36H179ZM178 37V41H177V38L175 39L177 42H180V38ZM231 37H234L233 39L231 38ZM107 38V37H106ZM172 38V37H171ZM183 38H187V37H183ZM17 39V38H16ZM46 39H48L47 37H44V40H46ZM169 39V38H168ZM168 39L165 41V42H167L168 41ZM174 39H172V40H174ZM231 39V40H230ZM163 40V39H162ZM183 39H181V41H182ZM89 41H91L90 43H89ZM127 41V40H126ZM144 41V40H143ZM171 41V40H170ZM184 41V40H183ZM186 41H189V40H186ZM169 42V41H168ZM177 42L175 43L174 41H172V44L173 43H175V44H177ZM154 43V44H153ZM191 43V42H190ZM126 44V43H125ZM163 44V45H162ZM169 44V43H168ZM172 44L171 45H169V49H171V50H176V51H178V53H179V50H180V52H181V50L183 49V47L181 48V49H178L177 47H176V45L175 46H172ZM183 44V42L181 43V45ZM187 44H189V43H187ZM186 44V45H187ZM106 45V46H105ZM142 45V46H143ZM146 45H147V43H146ZM153 45V46H152ZM166 45V44H165ZM177 45H179V44H177ZM51 46V45H50ZM120 46V45H119ZM151 46V47H150ZM180 46V45H179ZM150 47V48H149ZM109 48V47H108ZM167 48V49H168ZM50 49H51V47H50ZM167 49H166V51H167ZM109 50V49H108ZM119 50V49H118ZM155 50V49H154ZM157 50V49H156ZM232 50V49H231ZM160 51L158 50V52H159V54H160ZM165 51V50H164ZM176 51L174 52V54H176ZM250 51V50H249ZM24 52V51H23ZM116 52V51H115ZM168 52H169V50H168ZM167 52V53H168ZM238 52V53H239ZM247 52H248V50H247ZM161 53V54H162ZM231 53H233V52H231ZM240 53L238 54V55H240ZM251 53V52H250ZM253 53V52H252ZM115 54V53H114ZM139 54V55H138ZM155 54V53H154ZM162 54V55H163ZM171 54H173V51H171ZM236 53H234V54H232V55H235ZM162 55H160V57L162 56ZM168 55V56H167ZM177 55V54H176ZM175 55V56H176ZM191 55V56H190ZM231 55V56H232ZM255 55V53L253 54V56ZM122 56V55H121ZM164 56V55H163ZM228 56V55H227ZM237 56V55H236ZM243 56V55H242ZM251 56V55H250ZM109 57V56H108ZM138 57V58H137ZM190 57V58H189ZM240 57V56H239ZM245 57V56H244ZM252 57V56H251ZM90 58V57H89ZM90 58V59H91ZM233 58V57H232ZM234 58H237L238 59V57H234ZM242 58V57H241ZM151 59H152V57H151ZM159 59V58H158ZM161 60H162V58H160ZM171 59H173V60H171ZM240 59V58H239ZM243 59H245V58H243ZM247 59H248V56H247ZM250 59V58H249ZM258 59V58H257ZM68 60V59H67ZM105 60V61H104ZM153 60V59H152ZM155 60V59H154ZM261 60H263V61H261V63L263 62L264 63V58L263 59H261ZM92 61V60H91ZM116 61V60H115ZM114 61V62H115ZM123 61V60H122ZM238 61V60H237ZM250 61V60H249ZM136 62H137V60H136ZM135 62V63H136ZM232 62H233V60H232ZM65 63V62H64ZM262 63V64H263ZM100 64V65H101ZM107 64V63H106ZM195 64V65H194ZM241 64V63H240ZM261 64V65H262ZM104 65H105V63H104ZM167 65H169V66H167ZM250 65V64H249ZM256 65V64H255ZM26 66V65H25ZM180 66H183V67H181L180 68ZM190 66V67H191ZM220 66H222V65H220ZM225 66V65H224ZM240 66V65H239ZM262 67H264V65H262ZM90 68H92V67H90ZM107 68V67H106ZM103 65H101L100 67H98V68H96V70H95V67H94V70H95V73L96 74H93V77H92V79L90 80V82H88V83H86V85H84L85 87H83L84 89H83V92H84V94L85 93H87L86 95H88L87 96V98L86 99H84L83 101L81 100H79V101H77V106L75 105V108L72 110V111H66V113L65 114H67V115H73L72 117H76V115H78V116H80V115H82V114H84V115H82V122L84 121V124H88V123H86V122H91V121H93V123L92 124H94V126H93V128L96 126V128H98V119L96 118V116H97V114H94L93 112H92V110L90 109V106H92L93 104H95V101H94V99H95V97H96V94L95 95H90V94H88V93H90V92H94L95 93V91L97 90L98 92H99V94L101 95V92H103L104 90L106 91L107 89V87H110V85H111V83L108 85L107 83V81H108V79H107V73L109 72L108 70L109 69H106ZM188 68V67H187ZM224 68V67H223ZM249 68V67H248ZM260 68V67H259ZM258 68V69H259ZM86 69H89V68H87L86 67ZM183 69H185V70H187L186 69V66L183 68ZM191 69V68H190ZM220 69H222V70H220ZM257 69V70H258ZM263 69V68H262ZM261 69V70H262ZM90 70V69H89ZM93 70V69H92ZM179 70V71H178ZM189 70V69H188ZM250 70V69H249ZM256 70V69H255ZM260 69H259V72L261 71ZM84 71H85V69H84ZM113 71V70H112ZM120 71V70H119ZM124 71V70H123ZM141 71V70H140ZM245 71V70H244ZM243 71V72H244ZM92 72V71H91ZM177 72V73H176ZM183 72H184V70H183ZM239 72V71H238ZM258 72V71H257ZM93 73V72H92ZM122 73V72H121ZM180 73H182V72H180ZM263 73V78H262V76H261V78H262V80H264V72H262ZM261 73V74H262ZM258 74V73H257ZM168 75V76H167ZM174 75V76H175ZM82 76H84V75H82ZM109 76H110V74H109ZM173 76V77H174ZM239 76H240V78L241 79H239ZM247 76V75H246ZM254 76H256V75H254ZM77 77V78H78ZM113 77V76H112ZM119 76H117V78H118ZM162 77V76H161ZM165 77H163L164 79H165ZM181 77V76H180ZM252 77H253V74H252ZM252 77H251V80H252ZM259 77V76H258ZM163 78H161V80H159V81H161L162 83L163 82H165V80L164 81H162V79ZM170 78V77H169ZM257 78V77H256ZM76 79V78H75ZM75 79H73V81L75 82ZM148 79H149V81H148ZM170 79H172V78H170ZM170 79H166V81H168L169 83H171L172 84V82L174 83V81L173 80H171L172 82H170ZM248 79V78H247ZM251 80H248L249 82H252ZM260 80V79H259ZM2 81V80H1ZM79 81V80H78ZM156 81H158V80H156ZM156 81H154V82H156ZM247 81V82H248ZM261 81V80H260ZM109 82H111L110 81V79H109ZM154 82H153V84L152 85H154ZM160 82V83H161ZM263 82V81H262ZM134 83V82H133ZM159 83V86H161V84ZM176 81H175V85H176ZM179 83V82H178ZM232 83V82H231ZM253 83H254V81H253ZM256 83L258 84V81H256ZM149 84V83H148ZM151 84V83H150ZM156 84V83H155ZM157 84H158V82H157ZM156 84V85H157ZM165 84H167V85H169L167 82H165ZM164 84V85H165ZM230 84V83H229ZM228 84V85H229ZM233 84V83H232ZM251 84V83H250ZM255 84V83H254ZM262 84V83H261ZM260 84V85H261ZM0 85H1V82H0ZM2 85H3V83H2ZM59 85V84H58ZM60 86V87H63V86ZM70 85H72V83L70 84ZM142 85V86H143ZM163 85V86H164ZM166 85V87L165 88H161V87H163V86H161V87H159L158 85L157 86H155V89H154V87H152L154 90H156V91H158V89L159 88H161L160 90H161V93L159 94V96L160 95H165L166 93H169L170 92V90H172V88H173V86H167ZM174 85V86H175ZM178 85V84H177ZM176 85V86H177ZM180 85V84H179ZM247 85V84H246ZM245 85V86H246ZM263 85H264V83H263ZM57 86V85H56ZM67 86V85H66ZM69 86V85H68ZM80 86V85H79ZM112 86V85H111ZM136 86L138 87V85L136 84ZM140 86V85H139ZM181 86V85H180ZM242 86V85H241ZM248 86H250L249 85V83H248ZM59 87V86H58ZM133 87H134V84H133ZM144 87V86H143ZM149 88H150V85L148 86ZM157 87H159L158 89H156ZM181 87H183V86H181ZM181 87H178V88H181ZM232 87V86H231ZM247 87V86H246ZM258 87V86H257ZM262 87V86H261ZM260 87V88H261ZM111 88V87H110ZM126 88H127V86H126ZM130 88V86H128V89ZM140 87H138L137 89H139ZM152 88L151 89H149L150 91H152ZM234 88H236V87H234ZM238 88V87H237ZM239 88H240V86H239ZM255 88V87H254ZM253 88V89H254ZM66 89H67V87H66ZM112 89V88H111ZM122 89V88H121ZM133 89V88H132ZM137 89H136V87H135V89H133V90H136V93L138 92L137 91ZM175 88H173V90H174ZM222 89V90H221ZM243 89V88H242ZM245 89V88H244ZM259 88H257V90H258ZM262 89V88H261ZM260 89V90H261ZM263 89H264V87H263ZM82 90V89H81ZM116 90V91H115ZM130 90H131V88H130ZM143 90V89H142ZM145 90H147L146 88L143 90V91H145ZM149 90H148V92L146 91V96H144V94H143V96H140V104H138V102H137V105H139V106H142V108L141 107H137L136 106V104H134L137 108H141L142 110H145V109H143L145 106H146V104H148V105H151V104H149V95H152L153 94V91H152V93L151 92H149ZM159 90V91H160ZM172 90V91H173ZM179 90H181L182 91V88L181 89H179ZM239 90V89H238ZM251 90V89H250ZM51 91V90H50ZM49 91V92H50ZM108 91H110V90H108ZM140 91V90H139ZM143 91H140L141 93H144ZM156 91H154V92H156ZM251 91H253V90H251ZM255 91H256V88H255ZM83 92H82V94H83ZM92 92V93H93ZM107 92V91H106ZM175 92V91H174ZM178 92H180V91H178ZM250 92V91H249ZM56 93V92H55ZM104 93V92H103ZM118 93V92H117ZM130 93V92H129ZM129 93L128 94H126L127 96H129ZM133 93V92H132ZM132 93H130V96L132 95ZM135 93V92H134ZM147 93H148V95H147ZM150 93V94H149ZM157 93V92H156ZM171 93V92H170ZM173 93V92H172ZM243 93V92H242ZM250 93H253V92H250ZM260 93H262V92H260ZM83 94V95H84ZM113 94H115V93H113ZM112 94V95H113ZM202 94V95H201ZM209 94H212V96H211V98H207L208 96H209ZM220 94V93H219ZM224 94V93H223ZM225 94H226V92H225ZM90 95V96H89ZM116 95V94H115ZM125 95V96H126ZM134 95V94H133ZM132 95V99L134 100V96ZM138 95V94H137ZM136 94H135V99H137V98H139V96H137ZM154 95V94H153ZM171 94H169V96H170ZM173 95V94H172ZM171 95V96H172ZM190 95L191 96H193V98L191 97V99H190ZM214 95H216L215 93H214ZM101 96H103V95H101ZM117 96L119 97V99H120V96L117 94ZM122 96V95H121ZM154 96H156V95H154ZM166 96V95H165ZM168 96V95H167ZM168 96V97H169ZM217 96V95H216ZM219 96V95H218ZM85 97V96H84ZM107 97V96H106ZM117 97V98H118ZM164 97V96H163ZM184 97V96H183ZM184 97V98H185ZM239 97V96H238ZM74 98H76V97H74ZM82 98V97H81ZM199 98V100H201ZM220 98V97H219ZM113 99V98H112ZM123 99H125L126 100V98H124L123 97ZM127 99H128V97H127ZM131 98H129V100H130ZM132 99L130 100V101H132ZM159 99V98H158ZM163 99V98H162ZM162 99H159V100H162ZM170 99V98H169ZM176 99V98H175ZM186 99V98H185ZM184 99V100H185ZM207 99H210V100H207ZM216 99L218 100V101H216ZM225 99V98H224ZM74 100V99H73ZM153 100V99H152ZM158 100V101H159ZM164 100H166L165 98H164ZM192 100V101H193ZM220 100H222L221 98H220ZM253 100V99H252ZM104 101H105V99H104ZM119 101V100H118ZM122 101V103H123V100H121ZM127 101V100H126ZM135 101V100H134ZM138 101V100H137ZM154 101H155V99H154ZM156 101H157V99H156ZM169 100H167V102H168ZM187 100H186V102H188ZM191 101V102H192ZM198 101V100H197ZM196 101V102H197ZM223 101V100H222ZM133 102V101H132ZM162 102V101H161ZM190 102V101H189ZM225 103H226V101H224ZM224 102H222V104H223V107L225 108V104H224ZM118 102L116 101V104H117ZM121 103V104H122ZM136 103V102H135ZM150 103H151V101H150ZM152 103H153V101H152ZM155 104H154V106H153V104L150 106V107H152V109H154V110H158L159 112H160V110H162V109H165L164 107H163V103L164 102H162V104L161 103H158V102H154ZM166 103V102H165ZM170 103V102H169ZM120 104V103H119ZM133 104V103H132ZM200 104V103H199ZM233 104V103H232ZM98 105V104H97ZM113 105H114V103H113ZM198 105V104H197ZM236 105V104H235ZM112 106V105H111ZM119 106V105H118ZM123 104H122V106H120V107H122L123 108ZM133 106V105H132ZM165 106V105H164ZM169 106V104L167 105V107ZM195 106H196V103H195ZM199 106V105H198ZM221 106V105H220ZM114 107V106H113ZM113 107H112V109H113ZM125 107H127V105H125ZM124 107V108H125ZM132 108L131 106H128V108ZM149 107V106H148ZM222 107V106H221ZM223 107H222V111H223ZM238 107V109H240L239 108V106H237ZM237 107H236V110H237ZM241 107V106H240ZM128 108H126V109H128ZM133 108H134V106H133ZM196 108L197 109H195V111L196 110H198L199 108L196 106ZM201 108V107H200ZM203 108V107H202ZM230 108H232V107H230ZM242 108V107H241ZM111 109V108H110ZM141 109H139L140 111H142ZM148 109V108H147ZM151 109V110H152ZM191 109V108H190ZM8 110V109H7ZM114 110H115V108H114ZM117 110H119V109H117ZM121 110V111H120ZM119 111H120V115L122 116V114L121 113H123L125 110H122V109H120ZM129 110V109H128ZM134 110H135V108H134ZM150 110V109H149ZM149 110H145L144 111V113L147 111H149ZM167 110V109H166ZM220 110H221V108H220ZM219 110V111H220ZM231 110V109H230ZM6 111V110H5ZM133 110H131V112H132ZM202 111V109L201 110H199L198 112H201ZM222 111H220V112H222ZM239 111V110H238ZM237 111V112H238ZM240 111H242V110H240ZM244 111V110H243ZM7 112V111H6ZM114 112V111H113ZM112 112V113H113ZM128 112V111H127ZM127 112H124V113H127ZM139 112V111H138ZM143 112V111H142ZM152 112V111H151ZM157 112V111H156ZM158 112V113H159ZM162 112H163V110H162ZM192 112V111H191ZM197 112V111H196ZM195 112V113H196ZM207 112V114H211V113H208ZM231 112H233V111H231ZM5 113V112H4ZM117 113H118V111H117ZM133 113V112H132ZM132 113H130V114H132ZM137 113V112H136ZM140 113V112H139ZM144 113H142V114H144ZM174 113V112H173ZM195 113H193V116L195 115ZM202 113H205V112H202ZM202 113H197V114H199V115H201ZM219 113V112H218ZM236 113V112H235ZM235 113H233V114H235ZM239 113V114H238ZM237 113V115L239 116V118H240V116H243V114L245 113V111H244V113L243 112H238ZM116 114V113H115ZM141 114V113H140ZM148 115L150 114V112L149 113H147ZM153 114H154V112H153ZM160 114V113H159ZM164 114V113H163ZM211 114V115H212ZM220 114V113H219ZM219 114H217V115H219ZM126 115V114H125ZM129 115V114H128ZM145 116H146V114H144ZM157 113H155L154 114V116H152V113H151V115L150 116H152L149 120L150 121H154L156 118H157ZM186 114H183V117H180V119L178 120V121H180L179 122V127H181V129L180 128H178V129H180V132L182 131V133L183 134H185V132L187 133V131L189 130L188 129V127L186 126L187 124H189L190 123V121H192V119L190 120V118H189V120H187L188 118H186V117H188V116H185ZM203 115V114H202ZM211 115H209V116H211ZM215 115H216V112H215ZM216 115V116H217ZM237 115H235V116H237ZM102 116V115H101ZM124 116V115H123ZM133 116V115H132ZM149 116V117H150ZM159 116H162V114H160ZM158 116V117H159ZM192 116V117H193ZM205 116H206V114H205ZM208 116V115H207ZM215 116V117H216ZM229 116V115H228ZM98 117V116H97ZM135 117V116H134ZM137 117V116H136ZM143 118H146V117H144V116H142ZM142 117H140V119H143ZM199 117V116H198ZM201 117H203V116H201ZM219 116H217L216 118H218ZM23 118H25V119H23ZM79 118V117H78ZM104 118H106V116L104 117ZM108 118H110V116H108ZM107 118V120H109ZM139 118V117H138ZM160 118V117H159ZM158 118V119H159ZM163 118V117H162ZM176 118V117H175ZM179 118V117H178ZM206 118V117H205ZM211 118V117H210ZM213 118H214V116H213ZM242 118V117H241ZM240 118V119H241ZM66 119V118H65ZM100 119V118H99ZM158 119H156V120H158ZM161 119V118H160ZM159 119V120H160ZM194 119V118H193ZM232 119H234V118H232ZM237 119V118H236ZM22 120H25L27 123H33V128L30 130V132H26V133H21V134H19V129L18 128H16V127H14V124L15 123H18V122H22ZM146 120H148V119H146ZM198 120V119H197ZM197 120H195L196 121V123H198L197 122ZM201 120V119H200ZM202 120H203V118H202ZM201 120V121H202ZM68 121V120H67ZM114 121V120H113ZM135 121H137L136 119H135ZM139 121V120H138ZM199 121V120H198ZM66 121H64L63 123H65ZM78 122V121H77ZM80 122H81V120H80ZM106 122V121H105ZM123 122V121H122ZM126 122V121H125ZM146 122V121H145ZM148 122L149 121H147V124H148ZM157 121H155V123H156ZM203 122V121H202ZM25 123V122H24ZM72 123H74V122H72ZM178 123V122H177ZM176 123V124H177ZM200 123V122H199ZM68 123L66 122V125H67ZM70 124V123H69ZM75 124V123H74ZM73 124V125H74ZM79 124V123H78ZM103 124V123H102ZM105 124V123H104ZM118 124V123H117ZM167 124V123H166ZM186 124V125H185ZM192 124V123H191ZM64 125V124H63ZM76 125H77V123H76ZM89 125V124H88ZM149 125H153L152 123L151 124H149ZM181 125V126H180ZM183 125H185L184 127H183ZM193 125V124H192ZM192 125L190 126V127H192ZM194 125H195V123H194ZM226 126V125H225ZM65 127H67V126H65ZM69 127V126H68ZM84 127H85V125H84ZM84 127H82L84 130H85V128ZM91 127V126H90ZM125 127V126H124ZM101 128V130H102V126L100 127ZM107 128V127H106ZM122 128H123V126H122ZM167 128V127H166ZM201 128V127H200ZM205 128V127H204ZM66 129V128H65ZM83 129H79L80 131H82ZM87 129V128H86ZM90 129V128H89ZM92 129V128H91ZM99 129V128H98ZM108 129V128H107ZM114 129V128H113ZM177 129V131L179 132V130ZM191 129V128H190ZM197 129V128H196ZM69 130V129H68ZM68 130H66V131H68ZM116 130V129H115ZM120 130V129H119ZM164 130V129H163ZM200 130V129H199ZM75 131V130H74ZM73 130H72V132H74ZM88 131V130H87ZM89 131H91V130H89ZM93 131V130H92ZM94 131H96V129L94 130ZM99 131V130H98ZM113 131V130H112ZM127 130L125 129V132H126ZM69 132H71V130L69 131ZM79 132V131H78ZM100 132H102V131H100ZM172 132V131H171ZM177 132V134H176V137L178 138V136L177 135H179V133ZM189 132V131H188ZM190 132H191V130H190ZM75 133V132H74ZM85 133V132H84ZM93 133V132H92ZM103 133V132H102ZM131 134H132V132H130ZM72 134V133H71ZM75 134H77V133H75ZM79 134H80V132H79ZM86 135H82L83 137H84V139H83V141L81 142V140H80V142H81V144L83 145V146H81L82 147V152H80V154H78V156H73V155H71V158H69L68 156H67V158H68V160H70V161H72L73 162V164H71V165H73V166H76L77 164H81V166L82 167H85V168H83V169H81L82 171L84 170V169H86V164H87V162H88V165H89V161H93V159L94 158H96L95 160H98L101 164L102 163H105L106 161H107V157H101L102 155L101 154H99V155H97V154H95L94 153V151H95V149H97V150H99V148H100V146H102V143H101V140H97V139H99L100 138V136H99V138H97L96 136H98V135H95V138H90L89 137V134H90V136L92 135L93 136V134H91V133H89V132H86L85 133ZM104 134V133H103ZM130 134V135H131ZM190 134V133H189ZM60 135V134H59ZM62 135V134H61ZM81 135V134H80ZM79 135V136H80ZM108 135H110V134H108ZM112 136H108L107 137V135H106V137H107V139L108 138H114V139H117L119 142H120V144L119 145H122V146H124V148H125V146H126V143L130 140V138L131 137H127V134L126 135H124V131L122 130H120V131H113L112 132V134H111ZM182 135V134H181ZM188 135V134H187ZM187 135H185V136H187ZM76 136V135H75ZM81 136V137H82ZM103 136H105V135H103ZM129 136V135H128ZM133 136H134V134H133ZM137 136V135H136ZM189 136V135H188ZM73 137V136H72ZM77 137V136H76ZM102 137V136H101ZM118 137V138H117ZM173 137V139H174V137L175 136H172ZM159 138V137H158ZM188 137H186V139H187ZM236 138V137H235ZM93 139H94V141H93ZM101 139V138H100ZM106 139V140H107ZM163 139H165V138H163ZM169 139H171V138H169ZM172 139V140H173ZM36 140V139H35ZM97 140V141H96ZM105 139L103 140V142H105L106 141ZM157 140V139H156ZM160 140V139H159ZM168 140V139H167ZM175 140V144H178V143H176V138L174 139ZM174 140H173V143H174ZM190 140V139H189ZM68 141V140H67ZM109 141H111V140H109ZM114 141V140H113ZM161 141H162V139H161ZM166 141V140H165ZM186 141V140H185ZM188 141V140H187ZM240 141V140H239ZM38 142H39V140H38ZM41 142V141H40ZM116 143H117V141H115ZM143 142V141H142ZM34 143V142H33ZM190 143V142H189ZM202 143V142H201ZM43 144V143H42ZM65 144H67V143H65ZM94 144V149L90 152V150H89V148H90V146L91 145H93ZM137 144V143H136ZM158 144H160V142L158 143ZM191 144H193V143H191ZM196 144H197V142H196ZM105 145H106V143H105ZM108 146H109V143L107 144ZM106 145V146H107ZM117 145V144H116ZM103 146H104V144H103ZM129 146V145H128ZM99 147V148H98ZM110 147V146H109ZM111 147H115V145L113 144V146L111 145ZM121 147V146H120ZM158 147V146H157ZM190 147V146H189ZM108 148V147H107ZM122 148V147H121ZM120 148V149H121ZM123 148V149H124ZM141 148V147H140ZM34 151L37 149V150H39V151H42V152H44L45 150V148H44V146H35L34 148ZM63 149H66V147L65 148H63ZM118 149V148H117ZM68 150H70V149H68ZM76 150V149H75ZM101 150H103V148L101 149ZM100 150V151H101ZM104 150H106V149H104ZM108 150V149H107ZM133 150V149H132ZM144 150V149H143ZM197 150V149H196ZM77 151V150H76ZM178 150H177V148L174 150V152L171 154V157H172V160H171V165H170V167H169V170H168V172H169V174L168 175H165L163 178H152L153 177V175H152V173L150 172V173H147V172H142V174H141V176H142V178H140L139 180V182H137L138 181V179L136 180V182L134 181L135 179H136V176H135V179L133 180L134 181V183H132V184H128V186H126V185H123L122 187L120 186V185H118L117 186V183H116V186L114 187V185L113 184H115V183H113V181L111 182V180L113 179L114 180V178H113V176L115 175V174H119V175H117L119 178H117L118 180L117 181H121V179L124 177V173L126 172L125 171V167L121 164L120 166L119 165H117V163H115V161H114V163L116 164H114L113 165V167H112V169L110 170L109 169V166H108V171H105V169H106V167H105V169H104V171H105V173L103 174L102 172H101V175L99 174V173H97L95 176H92V177H90V175H91V173H90V175L88 174V172H86V170H85V172L86 173H84V174H88L86 177H85V175H83V179H82V181L81 180H79L80 179V177H79V179H74V180H76L77 182H81V183H83V185L82 184H80V183H77V184H79V185H81V186H83L82 188L84 189V193H88V192H92V193H94V194H92V195H95V196H93V198H91V203H90V205H87V204H84L85 206H81V207H79L78 206V208L77 209H75V210H72V211H70L71 209H69L68 210V208H66V207H64L65 205H62L63 203H64V201H68L67 199L69 198L70 199V191L68 190V189H65L64 188V191H63V195H62V197H61V199L63 200L64 199V201L63 202H61V201H59L58 199L57 200H54V198H52V195L51 194H49V193H47L46 191V193H45V195H46V199H45V202H47L48 201V203H52L51 205H54L55 203H56V207H57V209L53 212V216H52V221L51 222H53L54 223V225L53 226H49L48 227V237H47V240L46 241H44L42 244H40L39 246L40 247H42V254H37L36 252H34L32 249L34 248V247H37V244H35V243H33L31 240H26V242H25V248H29L30 250H32V251H26V252H24V253H22L20 256L21 257H23L22 259H24V260H26V263L27 264H56V261H58L57 260V258L60 260H62V262L65 260V259H67L66 257L71 253V252H73L74 253V249H78V248H84L85 250H98V253L96 252H94L95 253V255H98V254H103V253H108L109 255H110V257H112V259H120V258H124V260H125V257H127V256H129V254H130V252H132L133 251V249L134 248H139V246H140V248L142 247L143 249H145L144 250V252H143V250H142V252L143 253H145V255H149L150 254V251H149V244L152 242V241H154V240H152L151 238L155 235V232H157V231H163V229H164V227L165 226H167V225H164V224H162V225H159V223H157L156 222V219H154L155 220V223H154V221H153V219H152V222H149V224L150 223H152V224H148V225H144V224H142L143 226L142 227H140L138 224V226L140 227H138V228H136L135 227V225L133 224V222L131 223L130 222V219H132L133 218V216H135L137 213H136V211L135 210H137V208L138 207H148V208H151L152 209V207H154L153 209H157V207L158 206H156L157 204L159 205V202H160V205L162 206V204H161V202H166L167 201V203H169L168 201H173V202H176L177 203V205L179 204V208H181V211H179L178 213H180V215L181 216H183V217H189V215L190 214H192V212L193 211H197L198 212V214L200 215V218H202V219H205V221H206V224L207 225H209L210 224V222L208 221V216H207V212H208V209L210 208L209 207V205H211V203L212 202H214L213 200H214V197L215 196H218V194H217V192H218V190L220 189L221 190V187L222 186H227V187H236V186H238L239 184H241V182H240V180L238 179V178H236V176H234L235 178L234 179H232V181L231 182H226V183H220V181H222V178H223V176H225V174H223V173H221V175L219 176V174H218V176H216V178L218 177V179H216V180H214V181H212L209 185H204L205 187L203 188V186H202V188H200V190H197V192H196V194H197V198L196 199H194V198H183L181 195H180V192H179V189H178V187H177V185L178 184H176V181H175V175L172 173L173 171V167H174V165H175V161H177L176 159L177 158H179V151L177 152ZM182 151V150H181ZM219 151V150H218ZM73 152V151H72ZM72 152H67L68 154H72ZM140 152V151H139ZM172 152V151H171ZM122 153V152H121ZM134 153H135V151H134ZM64 154V153H63ZM62 154V155H63ZM65 154H66V152H65ZM74 155H75V153H73ZM123 154V153H122ZM154 154V153H153ZM183 154V153H182ZM50 154H48L47 155V157L49 156ZM77 155V154H76ZM104 156H106V155H104ZM116 156V155H115ZM126 156V155H125ZM219 156V155H218ZM222 156V155H221ZM47 157H45V159L47 158ZM108 157L109 158H111L109 155H108ZM113 157V156H112ZM131 157V156H130ZM114 158V157H113ZM112 159V158H111ZM138 159V158H137ZM186 159V158H185ZM240 159V158H239ZM37 159H34V162L36 161ZM67 160V161H68ZM115 160H116V157H115ZM69 161V163H71ZM119 161V160H118ZM117 161V162H118ZM126 161H127V159H126ZM131 161V160H130ZM144 161V160H143ZM243 162V157L241 156V159H240V163H242ZM110 162H111V160H110ZM123 162V161H122ZM168 162V161H167ZM215 162V161H214ZM66 163H68V162H66ZM112 163V162H111ZM110 163V164H111ZM96 164H98V163H96ZM100 164V166H102V167H104V165L102 164L101 165ZM108 164H109V161H108ZM107 164V165H108ZM118 164H119V162H118ZM92 166H93V163L91 164ZM112 165V164H111ZM134 165V164H133ZM80 166V167H81ZM90 166V165H89ZM89 166H87V167H89ZM91 166V167H92ZM62 167V166H61ZM79 167V168H80ZM81 167V168H82ZM91 167H89L90 168V170H91ZM96 167H97V165H96ZM102 167H101V169H102ZM34 168V167H33ZM59 168V167H58ZM57 168V169H58ZM68 168H70V167H68ZM75 168V167H74ZM93 168V167H92ZM94 168H95V166H94ZM99 168V167H98ZM164 168V167H163ZM194 168V167H193ZM24 169V168H23ZM18 170L17 169V172H13V173H15L16 175L12 178L11 177V180H15V178L16 177H18V175L20 174V173H23L25 176H26V178L28 179H26L25 178V176H23V180H27V181H31L32 179H33V177L34 176H32V175H30V176H28V175H26L25 174V171L27 172L28 170H26V169H24V170ZM30 169V168H29ZM35 169V168H34ZM33 169V170H34ZM57 169H55V171L57 170ZM73 169V168H72ZM97 169V168H96ZM31 170V169H30ZM59 170V169H58ZM57 170V171H58ZM62 170V169H61ZM66 170V169H65ZM75 170H76V168H75ZM95 170V169H94ZM93 170V171H94ZM100 170V169H99ZM98 170V171H99ZM161 170V169H160ZM226 170V169H225ZM70 171H71V169H70ZM78 172H79V170H77ZM82 171H80V172H82ZM88 171H89V169H88ZM92 171V170H91ZM103 171V170H102ZM150 171V170H149ZM18 172H20V173H18ZM51 172H53V170L51 171ZM62 171H60V173H61ZM72 172H73V170H72ZM79 172V173H80ZM84 172V171H83ZM95 172V171H94ZM100 172V171H99ZM153 172V171H152ZM167 172V173H168ZM220 172V171H219ZM31 173H32V171H31ZM59 173V172H58ZM71 173V172H70ZM79 173H77V174H79ZM128 173V172H127ZM126 173V174H127ZM133 173V172H132ZM162 173V172H161ZM69 174V173H68ZM81 174V173H80ZM83 174V173H82ZM81 174V175H82ZM99 174V175H98ZM129 174V173H128ZM189 174V173H188ZM59 175V174H58ZM62 175H64L63 174V172H62ZM61 175V176H62ZM66 175V174H65ZM72 176H74V177H76L75 176V173H74V175H73V173L71 174ZM135 175V174H134ZM158 175V174H157ZM156 175V176H157ZM239 174H237V176H238ZM56 176H57V174H56ZM79 176V175H78ZM116 176V175H115ZM116 176V177H117ZM126 176V175H125ZM65 177V176H64ZM66 177H68L69 178V175L68 176H66ZM82 177V176H81ZM85 177V178H84ZM127 177V180L129 181V180H131L132 178H134V176L132 175V174H129L128 176H126ZM139 177V176H138ZM161 177V176H160ZM8 178H9V175H8ZM58 178H60V176H58ZM63 178V177H62ZM77 178V177H76ZM188 178H190V177H188ZM10 179V178H9ZM20 178H18L17 179V186H20V185H22L23 183H25V181H22V180H19ZM126 179V178H125ZM155 179V180H154ZM225 179V178H224ZM33 181V183H34V180H32ZM75 181V182H76ZM132 181V182H133ZM113 183V184H112ZM121 183V182H120ZM120 183H118V184H120ZM125 183V182H124ZM207 184H208V182H207ZM36 185V184H35ZM200 185V184H199ZM203 185V184H202ZM126 186V187H125ZM16 187V186H15ZM15 187H10V189L11 190H15ZM22 187V186H21ZM20 187V188H21ZM19 188V189H20ZM23 188V187H22ZM21 188V189H22ZM28 188L29 187H26V189L28 190ZM81 188V189H82ZM18 189V188H17ZM16 189V190H17ZM30 189V188H29ZM231 189V188H230ZM85 190H87L88 192H86ZM125 190H130L129 192H124ZM18 191V190H17ZM20 191V190H19ZM24 191V190H23ZM44 191V190H43ZM37 192V191H36ZM42 192V191H41ZM91 192H90V194H91ZM16 193V192H15ZM44 193V192H43ZM219 193V192H218ZM231 193V192H230ZM23 194V193H22ZM25 192H24V194H23V196H25ZM35 194V193H34ZM11 195V194H10ZM15 195V194H14ZM17 195V194H16ZM20 195V194H19ZM73 195V194H72ZM91 195V196H92ZM22 196V195H21ZM70 196V197H69ZM192 196V195H191ZM195 196V195H194ZM20 197V196H19ZM39 197V196H38ZM44 197V196H43ZM42 197V198H43ZM73 197V196H72ZM186 197V196H185ZM10 198V197H9ZM9 198H7V199H9ZM12 198H14V197H12ZM12 198H11V200H12ZM21 198H23V197H21ZM20 198V199H21ZM26 198V197H25ZM25 198H23V199H25ZM74 198V197H73ZM15 199H16V197H15ZM44 199V198H43ZM14 200V199H13ZM6 201V200H5ZM5 201L4 202H0L1 204H0V206H1V208H6V209H9L8 207V205H7V202L5 203ZM21 201V200H20ZM43 201V200H42ZM41 202V201H40ZM66 202L64 203V204H66ZM9 203V202H8ZM11 203V202H10ZM10 203H9V205H10ZM54 203V204H53ZM70 203H72V201L70 200ZM69 203V201H68V204H70ZM74 203V202H73ZM45 204V203H44ZM68 204H67V206H68ZM255 203H253V205H254ZM76 205H78L77 203H76ZM249 205H252V203L250 204L249 203ZM257 205V204H256ZM255 205V206H256ZM55 206V205H54ZM90 206V207H89ZM204 206H207L206 208H204V210H203V208L202 207H204ZM11 207V206H10ZM156 207V208H155ZM163 207V206H162ZM247 207H248V205H247ZM70 208H71V206H70ZM142 208V209H143ZM148 208H146V210L148 209ZM158 208H160V206L158 207ZM164 208V207H163ZM252 208V207H251ZM6 209H4V210H6ZM150 209V210H151ZM3 210V213L2 214H4V211ZM10 210V209H9ZM9 210H7V211H9ZM180 210V209H179ZM2 211V210H1ZM138 211V210H137ZM147 212V211H146ZM159 212V211H158ZM6 213H8V212H5V214ZM136 213V214H135ZM150 213V212H149ZM152 213V212H151ZM100 214H102L101 216H100ZM5 216V215H4ZM155 216V215H154ZM168 216V215H167ZM180 216V217H181ZM1 217V216H0ZM67 217V219L68 220H65V221H69L68 222V224H66L65 225V221H63L65 218ZM138 217V216H137ZM153 217V216H152ZM159 216H157L156 215V217L155 218H158ZM163 217V216H162ZM3 218H5V217H3ZM2 218V219H3ZM142 218V217H141ZM129 220V221H125V220ZM1 220V219H0ZM4 220V219H3ZM100 221V223H102L103 224V226L101 227H98V228H95V227H92V222L93 221ZM140 220V219H139ZM159 219H157V221H158ZM177 220V219H176ZM176 220H174V221H176ZM2 221V220H1ZM0 221V222H1ZM5 221V220H4ZM194 221V220H193ZM9 222V221H8ZM144 222V221H143ZM159 222H161V220L159 221ZM107 223H109V224H107ZM120 223H122V224H120ZM139 223V222H138ZM88 224V225H87ZM146 224V223H145ZM161 224V223H160ZM7 225V224H6ZM5 225V226H6ZM169 225V224H168ZM222 225V224H221ZM171 226V225H170ZM2 228V227H1ZM4 228V227H3ZM124 230H123V229ZM166 228H168V227H166ZM223 228V227H222ZM9 229V228H8ZM159 229H161V230H159ZM174 229V228H173ZM4 230V232L2 231H0V248H1V245L4 243V241L9 237V235H10V232H11V230H8L7 231V229H6V227H5V229H3ZM5 230H6V232H5ZM124 231L126 232L127 231V234H124ZM172 231V234H173V232H174V230H171ZM163 233H165V232H163ZM175 233V232H174ZM32 234V233H31ZM214 234L215 235H217V233H216V229H214ZM88 235V240L86 241H80L81 239H82V237L83 236H87ZM158 235V234H157ZM160 236H162V235H160ZM167 236V235H166ZM165 236V237H166ZM155 237V236H154ZM157 237V236H156ZM173 237V236H172ZM177 237V236H176ZM70 238V240H68V242L66 243V240L67 239H69ZM81 238V239H80ZM72 239V240H71ZM76 240L78 241V242H76ZM69 241H75V243H73V244H71V242H70V245H68L69 244ZM156 241H157V239H156ZM213 242H218L217 243V245H213V250H214V262L212 263V264H220L219 263V258H220V254H222V253H225V254H227L226 252H228V255L230 256V258H228V259H233V263L234 264H238L239 263V261H240V255H239V252L237 251V249L239 248H237V246L236 245H234V244H232L231 243V240L229 239V237H223V238H221V237H219V238H217V237H215V236H213L212 237V241H211V243H213ZM159 243V242H158ZM62 244H65V245H62ZM216 244V243H215ZM152 245V244H151ZM154 245H155V243H154ZM239 246V245H238ZM151 247V246H150ZM152 247H153V245H152ZM80 248V249H81ZM137 248V249H138ZM141 248V249H142ZM154 249H155V251H157V248H155V247H153ZM80 249H79V252H80ZM4 250V249H3ZM139 250V249H138ZM5 251V250H4ZM148 251H149V253H148ZM229 251H231V252H229ZM77 252V251H76ZM85 252V251H84ZM152 252H153V249H152ZM3 253L4 252H2V249H0V264H5V262H7V260L8 259H2L1 257L3 256ZM83 253V252H82ZM153 253H155V252H153ZM93 254V253H92ZM75 255V253L72 255V256H74ZM105 255V254H104ZM103 255V256H104ZM70 256V255H69ZM76 256V255H75ZM99 256H101V255H99ZM223 256V255H222ZM226 255H224V257H225ZM71 257V256H70ZM99 258V257H98ZM129 258V257H128ZM148 258H149V256H148ZM225 258H227V257H225ZM112 259H108L109 261L110 260H112ZM147 259V258H146ZM121 260V259H120ZM123 260V259H122ZM108 261V262H109ZM77 262V261H76ZM106 262H107V259H106ZM117 262V261H116ZM212 262V261H211ZM210 262V263H211ZM241 262V261H240ZM111 263V262H110ZM109 263V264H110ZM118 263V262H117ZM149 262H147V264H148ZM222 263V262H221ZM146 264V263H145ZM230 264H231V261H230Z\"/></svg>","mask_w":264,"mask_h":264}]
</instances>
